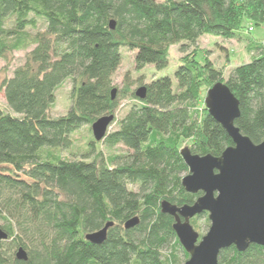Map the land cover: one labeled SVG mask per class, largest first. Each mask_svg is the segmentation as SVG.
I'll return each instance as SVG.
<instances>
[{
  "label": "trees",
  "instance_id": "obj_1",
  "mask_svg": "<svg viewBox=\"0 0 264 264\" xmlns=\"http://www.w3.org/2000/svg\"><path fill=\"white\" fill-rule=\"evenodd\" d=\"M256 26H264V0H0V62L28 51L0 79L8 108H0V229L8 238L0 240V264L186 262L176 219L162 209L164 201L194 205L202 195L182 186L189 167L179 146L193 141V154L217 157L233 145L209 111L199 116L205 81L229 86L240 105L236 127L261 144L264 45L250 39L255 57L225 81L214 62L193 52L180 61L176 85L170 76L155 79L144 86L145 99L127 87L113 98L120 50L136 52L139 71L163 70L173 45L186 53L202 36L234 40ZM69 80L72 106L53 117L57 90ZM128 96L134 102L116 121ZM104 116L118 125L105 139L94 137L72 158L55 155L72 150L73 134ZM99 144L126 151L105 158ZM136 217L139 224L127 229ZM109 222L105 241L87 238ZM21 248L27 260L17 258ZM218 262L264 264V247L254 243L243 253L233 245Z\"/></svg>",
  "mask_w": 264,
  "mask_h": 264
},
{
  "label": "water",
  "instance_id": "obj_2",
  "mask_svg": "<svg viewBox=\"0 0 264 264\" xmlns=\"http://www.w3.org/2000/svg\"><path fill=\"white\" fill-rule=\"evenodd\" d=\"M111 26L115 28L116 22L112 21ZM116 92L114 89L113 98ZM146 94V87L136 91L141 99H145ZM205 106L211 117L225 128L233 145L217 157L193 154L189 148L181 151L189 167L182 186L190 193L202 192V195L194 205L180 207L164 201L162 209L163 213L176 219L174 231L189 253L185 264H219L221 250L233 245L243 253L254 243L264 247V140L255 144L236 127L240 115L239 100L227 84L214 85L207 92ZM113 120V116H104L94 122L92 132L97 141L105 139ZM202 213L208 214L211 225L209 233L200 238L191 220ZM139 222L137 217L133 218L126 228ZM113 225L109 222L102 230L88 234L87 238L95 244L101 243ZM6 239L7 234L0 229V240ZM17 258L27 260L22 248Z\"/></svg>",
  "mask_w": 264,
  "mask_h": 264
},
{
  "label": "rangeland",
  "instance_id": "obj_3",
  "mask_svg": "<svg viewBox=\"0 0 264 264\" xmlns=\"http://www.w3.org/2000/svg\"><path fill=\"white\" fill-rule=\"evenodd\" d=\"M247 24H249L247 22ZM250 26V25H249ZM243 36L241 38H234V40L221 39L215 35H205L202 36L200 41L197 44V48L191 47L188 52H181V44L173 45L169 50V62L168 67L160 70L156 69L155 66L148 65L144 70H137L135 65V56L136 52L129 50L126 47H123L120 50L122 55V62L118 71L113 75L114 77V89H117V93L120 95L126 87L131 91H136L141 87L147 85V83L152 82L155 79L160 77H171L173 84L176 85L175 72L181 65V60L184 57L190 56L193 52L196 54V58L202 62L205 58L210 59L211 62H214L215 67L219 69L224 76V81L232 73V70L241 64H246V62L252 61L255 57V53L250 49V39L255 43H260L264 45V26L254 27V31L244 30ZM28 54V51L16 52L11 57H9L10 62H5L1 60L0 62V79L8 75L11 77L13 75V70L18 66L24 64L25 57ZM8 68V70H7ZM8 72V74H7ZM213 84L208 83L207 81L203 82V87L201 91V99L199 102V116L201 117L207 109L205 106V100L207 98V92L212 88ZM72 81L62 85L57 91L56 94V104L50 110V114L53 117H59L61 115H66L72 106ZM116 93V94H117ZM134 101L128 96L125 100L121 101L120 107L117 110L116 121L123 118L128 112L129 106L133 104ZM0 108L7 111V104L5 100V95L0 94ZM117 122L111 124L108 131L116 130ZM74 135V143L72 150L66 151H56L55 155L64 158H72V153L76 155H81L85 153L88 148V142L94 139V134L92 132V127H83L81 130L77 131ZM193 144V141L183 140L179 148L181 151L184 148H190ZM99 151L102 152L105 158H109L115 154H121L126 151L122 145L117 146V148L110 149L107 145L99 144ZM188 175L185 174V176ZM184 176V178H185ZM208 214L203 216H197L191 220V224L194 227V230L199 232L200 238L209 233V228L211 222L207 223ZM185 264V262H183Z\"/></svg>",
  "mask_w": 264,
  "mask_h": 264
},
{
  "label": "built area",
  "instance_id": "obj_4",
  "mask_svg": "<svg viewBox=\"0 0 264 264\" xmlns=\"http://www.w3.org/2000/svg\"><path fill=\"white\" fill-rule=\"evenodd\" d=\"M249 30H251V32H252V31H254V28H253V27H250V29H249Z\"/></svg>",
  "mask_w": 264,
  "mask_h": 264
}]
</instances>
